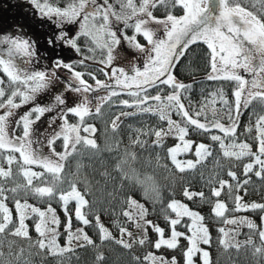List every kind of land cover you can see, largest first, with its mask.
<instances>
[{
	"label": "trees",
	"instance_id": "trees-1",
	"mask_svg": "<svg viewBox=\"0 0 264 264\" xmlns=\"http://www.w3.org/2000/svg\"><path fill=\"white\" fill-rule=\"evenodd\" d=\"M7 1L13 7L9 15H15L16 18H19V11L23 13L21 9L24 5H29L26 0ZM84 1L33 0V3L70 10ZM100 1L109 10L110 16L124 24L128 28L126 33L131 35L134 16L147 0ZM227 5L251 12L264 26V0H227ZM183 13L184 6L179 0H159L152 7V14L157 19L178 18ZM34 19L39 24L46 20ZM30 20L29 28L33 27L31 31L40 32L37 27L39 24ZM46 24L51 26L47 29L49 47L56 54H75L77 60L71 65L84 73L91 72L86 74L88 78L94 79V74L95 79L106 80L105 67L98 59H93L105 55L94 52L95 44L91 38L85 35L71 37L68 34L71 28L66 27L68 23L62 19L58 21L56 18ZM37 57L35 52L34 58ZM215 66L208 46L201 43L187 51L175 70L172 83L147 92L114 98L129 105L151 103L153 107L173 100L179 102L185 110L179 118L188 129V137L209 145L207 158L191 169L178 170L171 160L168 145L155 142L156 133L166 124L159 114L146 111L142 106L141 112L125 116L114 126L117 109L125 104L111 100L89 117L80 118L70 113L63 119L62 124H94L96 143L72 144L66 155L60 157L55 171L47 170L42 161L34 162L41 174L32 182L24 177L30 164L25 162L20 152L14 153L13 147L6 145L9 141L5 145L0 141V172L7 171L5 175L0 173V264H151L144 258L142 249L127 246L118 238L125 226L129 200L144 203L153 217L155 213H169L170 202L181 192L188 191L192 193V197L187 199L188 205L198 211L205 222L221 224L222 220L218 221L214 215V208L229 196L228 187L234 190V202L229 205L225 217L236 212L235 198L240 196V201L245 205L259 204L255 209L245 211L256 221L257 226L243 229L239 238L249 241L223 250L214 264H264V240L261 234L264 216V154L258 152L256 159L243 154V151L236 153L239 147L256 150L264 145V98L254 97L240 110L236 92L241 82L232 77L216 75ZM1 80L0 104L12 91L24 85V82L8 84L5 76ZM17 110L15 118L19 123L26 121V111ZM17 133L18 137L14 135L10 139L21 137V127ZM37 141L38 138L34 136V142ZM231 143H234V150L230 148ZM53 148L57 156L65 152L66 142L60 134L55 136ZM11 157L15 159L12 163L8 161ZM72 189L79 190L86 198L83 215L87 220L86 232L91 238L90 243L65 254H46L40 249L36 237V217L28 221L32 242L13 236L20 225L16 208L20 201H28L41 208L61 210V196ZM5 209L9 213L8 217L5 216ZM99 220L110 227L113 234L111 238H103ZM75 224L80 225L79 221H75ZM186 227L187 221H184L179 228L186 231Z\"/></svg>",
	"mask_w": 264,
	"mask_h": 264
},
{
	"label": "rangeland",
	"instance_id": "rangeland-1",
	"mask_svg": "<svg viewBox=\"0 0 264 264\" xmlns=\"http://www.w3.org/2000/svg\"><path fill=\"white\" fill-rule=\"evenodd\" d=\"M26 1L30 6L25 4L21 9L23 13L19 11V18H16L15 15H9L13 7L8 5V1L0 0V22L3 21V24H0L2 73L0 75L3 79L4 76L6 77L8 84L24 82L22 88L12 91L0 104V141L4 145L9 141L6 145L13 147L14 153L20 152L25 162L30 164L24 174L28 182H32L41 174L34 162L42 161L47 170L55 171L58 169L60 157L66 155L69 148H72L70 147L72 144L84 142L95 145L94 124L87 123L80 126L62 124L63 119L70 113L80 118L89 117L110 100L121 105L125 104L117 109L118 115L114 126H117L125 116L141 112L142 106L146 111L159 114L166 121L165 127L156 133L155 142L168 145L171 160L178 170L191 169L207 158L209 145L204 141L189 138L187 127L181 124L179 117L185 110L179 102L173 100L160 107H153L151 103L129 105L110 98L106 93L100 92L91 96L82 87L78 88L80 85L99 87L118 79L124 72L151 59L154 46L168 31L170 24L177 19L173 17L157 19L153 16L152 7L159 0H147L143 8L136 13L131 35L126 33L128 28L124 24L110 16L109 10L100 0H85L70 10L37 6L33 0ZM179 2L185 9V0H179ZM90 5L95 9L96 14L91 13L93 8L90 13L85 12ZM230 8L241 10L257 20L245 9ZM34 17L46 20L43 24H39ZM56 18L58 21L62 19L68 23L66 27L71 28L68 29L71 37L88 36L95 44L94 52L104 53L103 59L100 56H95L93 59H98L99 63L105 67L107 76L105 81L95 79L94 74H92L94 79L88 78L86 74L91 72L84 73L71 65L77 60L75 54L67 53L68 56H64L65 53L56 54L53 48L49 47L47 38L49 30L47 29L51 26L46 23ZM30 19L34 24H39L37 27L39 31L41 30V34L36 33L35 29V33L31 31L33 27L29 28ZM75 23L78 24L75 26ZM34 24L31 25L36 27ZM49 49L51 51H48ZM35 52L37 58H34ZM219 69L220 67L216 65L217 73ZM253 69L254 66L252 71ZM224 74L241 82V87L236 92L240 110L244 109L254 97L264 98V86L243 85L242 72L231 70ZM37 75L39 76L36 78ZM1 77L0 95H2ZM17 109L21 112L26 111V121L19 123L17 117L15 118ZM262 122L264 124V119ZM19 127L23 131L21 137L10 139L14 135L18 137ZM58 134L66 142L65 152L60 156H57L53 148L54 138ZM34 136L38 138L37 142H34ZM233 144L231 143L230 147L232 150H234ZM241 151L257 159L258 152L264 154V145L256 150L246 147L236 149V153ZM14 160V157L8 159L10 163ZM6 172L1 170L0 173L5 175ZM228 188L229 196L218 202L214 208V215L218 221L222 220L221 224L205 222L202 215L188 205L187 199L192 197V193L188 191L181 192L170 202L169 213L166 215L155 213L153 217L149 215L144 203L130 199L125 212V226L121 229L118 238L127 246L142 249L145 253L144 258L151 264H214L223 250L249 241L239 238L243 229L257 226L256 221L245 211L255 209L259 204L245 205L240 201V196L235 198L236 212L225 217L229 205L234 202L232 195L234 190L231 187ZM61 200V210L53 207L41 208L28 201H20L16 205L20 225L13 236L16 239L32 242L28 221L36 217V237L40 249L46 254L61 255L90 243L91 238L86 232L87 220L83 215L86 205L85 196L79 190L72 189L63 194ZM4 212L8 217L7 209ZM75 221H79L80 225H76ZM184 221H187L186 231L179 228ZM99 225L103 238L113 236L110 227L103 220H99ZM261 234L264 240V216Z\"/></svg>",
	"mask_w": 264,
	"mask_h": 264
},
{
	"label": "water",
	"instance_id": "water-1",
	"mask_svg": "<svg viewBox=\"0 0 264 264\" xmlns=\"http://www.w3.org/2000/svg\"><path fill=\"white\" fill-rule=\"evenodd\" d=\"M262 41L263 26L243 11L227 7L226 0H185L184 14L170 24L154 46L149 61L99 87L80 85L78 88L82 87L92 96L103 92L112 98L169 84L187 51L201 43H206L213 61L224 70L245 68L253 53L260 50L254 45ZM263 62V56L254 57L256 73L262 70Z\"/></svg>",
	"mask_w": 264,
	"mask_h": 264
},
{
	"label": "flooded vegetation",
	"instance_id": "flooded-vegetation-1",
	"mask_svg": "<svg viewBox=\"0 0 264 264\" xmlns=\"http://www.w3.org/2000/svg\"><path fill=\"white\" fill-rule=\"evenodd\" d=\"M254 48L260 49L256 52L253 53V56L249 60V64L245 68H240V69H228L226 72L231 71V70H237V71H242V73L246 76L244 77L245 82L248 83H253L255 85H263L264 86V62H263V68L259 73H256L252 67H253V60L256 55H260L264 57V41H262L259 44H255ZM263 76V77H261ZM261 81V83H260Z\"/></svg>",
	"mask_w": 264,
	"mask_h": 264
}]
</instances>
